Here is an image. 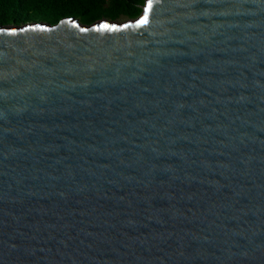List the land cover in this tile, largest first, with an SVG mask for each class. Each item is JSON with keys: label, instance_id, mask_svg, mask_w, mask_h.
Returning <instances> with one entry per match:
<instances>
[{"label": "water", "instance_id": "1", "mask_svg": "<svg viewBox=\"0 0 264 264\" xmlns=\"http://www.w3.org/2000/svg\"><path fill=\"white\" fill-rule=\"evenodd\" d=\"M0 264H264V0L0 24Z\"/></svg>", "mask_w": 264, "mask_h": 264}, {"label": "trees", "instance_id": "2", "mask_svg": "<svg viewBox=\"0 0 264 264\" xmlns=\"http://www.w3.org/2000/svg\"><path fill=\"white\" fill-rule=\"evenodd\" d=\"M145 0H0V24L28 20L57 22L74 16L84 24L101 19L120 21L137 16Z\"/></svg>", "mask_w": 264, "mask_h": 264}, {"label": "snow or ice", "instance_id": "3", "mask_svg": "<svg viewBox=\"0 0 264 264\" xmlns=\"http://www.w3.org/2000/svg\"><path fill=\"white\" fill-rule=\"evenodd\" d=\"M151 5V0H149V7ZM101 28H108L109 26L107 24L100 25ZM26 30V29H25ZM14 31V30H13ZM81 31H86L85 29H81Z\"/></svg>", "mask_w": 264, "mask_h": 264}, {"label": "rangeland", "instance_id": "4", "mask_svg": "<svg viewBox=\"0 0 264 264\" xmlns=\"http://www.w3.org/2000/svg\"><path fill=\"white\" fill-rule=\"evenodd\" d=\"M120 21H122V19Z\"/></svg>", "mask_w": 264, "mask_h": 264}]
</instances>
